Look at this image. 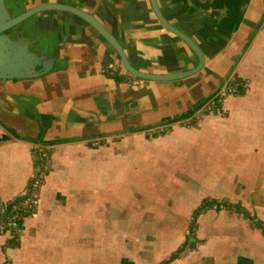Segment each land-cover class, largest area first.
Instances as JSON below:
<instances>
[{"label":"crops","instance_id":"1","mask_svg":"<svg viewBox=\"0 0 264 264\" xmlns=\"http://www.w3.org/2000/svg\"><path fill=\"white\" fill-rule=\"evenodd\" d=\"M156 2L203 51L198 72L134 77L79 16L35 17V34L52 35L53 47L44 48L54 62L38 76L0 79V198L27 187L37 148L49 149V170L19 240L0 234V264H264V234L255 225H264V0ZM5 3L14 14L44 3L84 10L146 73L198 63L150 0ZM230 76L248 84L223 99L225 114L183 122ZM158 127L164 131L148 134ZM206 199L238 204L255 219L208 206L189 234Z\"/></svg>","mask_w":264,"mask_h":264},{"label":"water","instance_id":"2","mask_svg":"<svg viewBox=\"0 0 264 264\" xmlns=\"http://www.w3.org/2000/svg\"><path fill=\"white\" fill-rule=\"evenodd\" d=\"M150 3L161 25L180 37L193 50L198 59V63L194 68L166 74L140 71L130 64L120 42L90 13L65 4L44 3L14 14L13 10L5 3V0H0V79L34 77L52 68L53 58L50 56L49 51L44 48V42L49 41L52 35L49 32L41 35L35 34V27H39L35 22V17L41 12L51 10L70 12L85 20L109 43L119 56L123 68L134 77L148 80H172L198 72L204 63L203 51L199 45L191 37L171 25L165 19L156 0H150ZM243 5L239 10L240 14L244 11ZM25 21L32 38L24 37Z\"/></svg>","mask_w":264,"mask_h":264},{"label":"built area","instance_id":"3","mask_svg":"<svg viewBox=\"0 0 264 264\" xmlns=\"http://www.w3.org/2000/svg\"><path fill=\"white\" fill-rule=\"evenodd\" d=\"M247 84L245 79L239 82L235 76L227 77L223 85L183 122L186 124L196 122L202 115L212 110L225 114L226 109L222 107L223 99L238 94V89L247 87ZM163 131L162 127L150 128L148 134L153 136L155 133ZM38 153L41 154L40 151ZM45 175L46 172L40 170L37 164L25 189L19 191L12 198H0V234H9L12 239L19 240L23 234L25 219L35 213ZM219 202L220 204L212 203L209 206L213 209L220 206L225 207L224 202Z\"/></svg>","mask_w":264,"mask_h":264},{"label":"trees","instance_id":"4","mask_svg":"<svg viewBox=\"0 0 264 264\" xmlns=\"http://www.w3.org/2000/svg\"><path fill=\"white\" fill-rule=\"evenodd\" d=\"M114 74V73H113ZM237 81H241L243 80V78L241 77H236ZM245 88H240L238 89V93H243L245 91ZM156 134V133H155ZM154 134V135H155ZM40 151L41 154H39L38 152ZM50 152L49 149L46 147L43 148H37V152L35 153V167L37 166V164L40 167V170L45 171L46 174L49 170V158H50ZM212 203H217L220 204L219 201H213V200H205L203 201L195 210H194V216L192 217L191 220V225H190V229H189V234H192L193 229H194V225H195V220L197 218V216L199 214H201L209 205H211ZM228 207H234L236 209H238L241 213L245 214L246 216H250L252 219H255L253 216L249 215V213L247 212V210L245 208H243L242 206L238 205V204H234L232 205L231 203H223ZM255 225L257 227L260 228V230L262 231V233L264 234V225L263 223H261L259 220H255ZM176 256V254H173L172 257Z\"/></svg>","mask_w":264,"mask_h":264},{"label":"rangeland","instance_id":"5","mask_svg":"<svg viewBox=\"0 0 264 264\" xmlns=\"http://www.w3.org/2000/svg\"><path fill=\"white\" fill-rule=\"evenodd\" d=\"M251 35H252V34H251ZM250 37H251V36H249V37L247 38V41H244L243 46L246 45V43L248 42V40L250 39ZM44 43H45L46 47H48L49 49H51V48L53 47V45H54V44L50 43L49 41H45ZM226 98H227V97H226ZM224 102H225V100H224ZM159 133H160V132H159ZM159 133H156L155 135H158ZM155 135H154V136H155ZM140 170H142V169H140ZM127 173H129V171H127ZM1 199H4V198H1ZM212 209H213V208H212ZM213 210H214V209H213ZM189 229H190V228H189Z\"/></svg>","mask_w":264,"mask_h":264}]
</instances>
